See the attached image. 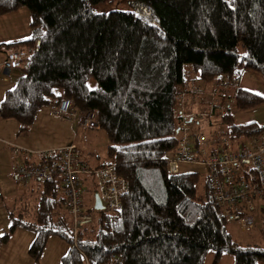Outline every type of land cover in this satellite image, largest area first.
I'll list each match as a JSON object with an SVG mask.
<instances>
[{"label": "trees", "instance_id": "trees-1", "mask_svg": "<svg viewBox=\"0 0 264 264\" xmlns=\"http://www.w3.org/2000/svg\"><path fill=\"white\" fill-rule=\"evenodd\" d=\"M99 1L0 0V13L26 6L31 14L30 36L8 49L25 48L30 63L18 68L21 75L0 101V117H15L19 130H27L40 106L69 97L79 111H93L107 132V158L99 165L113 163L128 190L113 211L84 201L94 219L73 241L60 176L39 179L32 218L31 210H11L0 244L22 226L35 231L28 248L35 261L54 233L69 244L60 264H106L112 256L122 264H204L209 249L212 264L224 252L233 254V264H258L264 221L243 229L252 242L241 244L221 211L211 169L202 178L197 171L171 172L168 153L183 138L181 96L200 92L197 79L218 84L238 64L264 75V0H136L150 16L93 10L91 3ZM239 43L245 51H238ZM185 63L197 75L189 76ZM90 77L96 86L88 85ZM235 100L248 107L264 95L238 86ZM221 116L230 119L225 111ZM263 128L252 121L220 131L237 140ZM190 140L197 151V134ZM84 181L93 200L97 189Z\"/></svg>", "mask_w": 264, "mask_h": 264}, {"label": "built area", "instance_id": "built-area-1", "mask_svg": "<svg viewBox=\"0 0 264 264\" xmlns=\"http://www.w3.org/2000/svg\"><path fill=\"white\" fill-rule=\"evenodd\" d=\"M30 63L28 51L13 48L3 59L5 68L13 69ZM53 112L69 117L78 124L97 128L99 123L91 110L79 111L71 99L63 96L54 105ZM75 117V118H74ZM198 150L193 151L189 138H182L168 159L171 172L178 171L180 160L206 162L213 175L216 197L222 213L229 221L245 229L264 221V137L252 135L232 140L220 130L200 131L197 134ZM12 170L18 183L27 184L31 179L61 178L68 200V215L73 241L79 230L94 219V212L85 206L83 192L87 181L99 192L105 208L116 210L123 194L128 190L124 177L117 173L113 163L91 166L82 157L76 142L42 148H29L16 143ZM122 259L112 256L106 264H122Z\"/></svg>", "mask_w": 264, "mask_h": 264}, {"label": "rangeland", "instance_id": "rangeland-1", "mask_svg": "<svg viewBox=\"0 0 264 264\" xmlns=\"http://www.w3.org/2000/svg\"><path fill=\"white\" fill-rule=\"evenodd\" d=\"M20 7H22V10H19L15 14L0 13V40L1 38H8L12 35L18 34L23 28L27 29V24H29L30 27V11L26 6ZM91 7L95 11H108L111 9L142 10V12L146 13L147 15H151L150 10L142 4H138L136 0H103L91 3ZM0 45L5 46L4 48H9L5 43ZM237 48L239 52L245 51V47L241 43L238 44ZM184 67L189 76L197 75L193 70L192 63H185ZM222 78L223 80L225 79V81L219 82L218 84L214 81H203L199 79L196 80L200 85L201 90L195 98H193V96L188 98L191 101L189 108H193L194 112L193 114H189L188 119L193 115L194 118L192 121L183 122L181 129V136H183V138L187 137L191 139L200 131L208 132L210 130H226L230 123H247L255 121L260 125H264V101L252 106L241 107L237 105L235 100V92L238 86L264 95L263 73L258 69L252 67H243L238 64L231 78H229L227 75H222ZM190 82H192V79L189 80V83ZM96 84L97 82L93 77L88 79V85L90 87H94ZM51 104L52 103H46L42 106L49 107V109H51ZM223 111L229 114V120H222L221 114ZM42 128L43 127H37L34 132H32V135L38 131L43 132V130H39ZM52 133H54V131H49L48 135H40L41 138L38 139V141L40 140V142H42L43 147L58 145L55 141L57 139L60 140V142L64 141L65 138L63 136L52 135ZM259 135L264 137V128L259 133ZM251 136L244 137V139L249 142ZM69 141H76L83 152V156L86 159L88 158L87 160H90V162H99L107 158V146L109 144V138L107 132L101 127L92 128L77 124V128L73 129V132L67 139V142ZM171 152L172 150L168 153V156L171 155ZM178 169L181 172L197 171L201 178L209 173L208 164L206 162L195 160H180L178 162ZM201 184L202 181L200 183V187ZM37 197L38 190H31V198H29V202L25 206L27 207L28 212L31 210V218ZM83 200L86 201L87 206H91L90 204L93 205L92 194L90 191L85 190L83 194ZM15 210L16 214L22 212L17 210V207ZM229 228L234 237L238 239L241 244L252 242L248 241L250 233L243 231L240 228L238 229L234 223H229ZM27 232L31 233L30 241L32 242L33 238L35 237V231L32 228L25 229V233ZM18 235L19 236L14 238V241L9 242L8 244L1 243L2 245H6L7 248L0 250V258L3 257L2 253H7L8 251L10 252L14 250L15 255L11 257L12 260H15L16 258L17 260L21 261L25 259L26 256L29 259V262L26 264H60L61 256L67 251L69 246L66 239L58 236L57 234L51 233L39 259L35 261L28 251L30 245L26 246L25 243L23 244L27 234ZM213 257L214 251L209 249L204 264H212ZM233 261V254L227 252H224L223 256L219 258V264H233Z\"/></svg>", "mask_w": 264, "mask_h": 264}, {"label": "crops", "instance_id": "crops-1", "mask_svg": "<svg viewBox=\"0 0 264 264\" xmlns=\"http://www.w3.org/2000/svg\"><path fill=\"white\" fill-rule=\"evenodd\" d=\"M21 8L22 7L19 6L18 8H15L13 10L4 13L15 14L19 10H22ZM30 34H31V29L29 27V24H27V29L23 28L18 34L12 35L11 37L8 38L6 37L1 38L0 44L5 43L10 48L12 47L11 43H15L22 39L28 38ZM4 47L5 46L0 45V101L4 97L6 91L15 84L18 77L21 75L20 69L17 68L9 69L4 67L3 59L5 58L7 50L9 49L7 47L6 48ZM191 96L195 98L197 95H192V93H185L183 96H181V109H178L179 110L178 113L179 112L181 113L182 117L184 118V121H192L194 118L193 115L188 119L189 114L194 113L193 108H189L191 101L188 98H190ZM51 105H52L51 109H49V107L40 106L35 112V116L30 127L27 130H23V131L19 130V122L15 117H0V233L6 230L11 223V217H10L11 210L15 213L16 211L15 208L17 207V210L23 211L25 214L27 213V208L25 206L26 204H28L29 198H31V190L36 189L35 186L39 183V179L33 178L30 180L27 186L24 185L21 186V184L15 180V175L12 170L13 157H14V150L12 148V144L16 143L29 148L43 147L42 142H40V140L38 141V139L41 138L40 135L42 134L48 135L49 131L51 132L54 131L52 135L63 136L65 138L64 141L62 142H60V140L58 139L55 140L58 145H62L68 143L67 139L69 138L70 134L73 132V129L77 128L78 123L76 122V120L55 114L53 112V107L55 103H52ZM37 127H43L42 129H39V130H43V132L38 131L37 133L35 132L32 135V132H34V130ZM82 157L84 161L91 166L92 165L96 166L104 162V160H101L99 162H90V160H87L88 158L86 159L83 156V152H82ZM88 184L92 186V183H88ZM93 204H94V198H93ZM229 223H234V222L229 221ZM234 224L238 229L240 228L238 227V224L236 223ZM25 229L26 228L22 226H17L11 232L6 242L2 244H8L9 242L14 241V238L16 236H19L18 234L20 235L27 234V236L25 237V241H23V244L25 243L26 246L30 245L31 233L28 232L25 233ZM2 244H0L1 246L0 250L6 249L7 246ZM14 255H15L14 250L10 252L8 251L7 253H2V256L4 258L3 257L0 258V264H26L29 262V259L26 256L25 259L21 261L17 260L16 258L15 260H12L11 257ZM217 264H219V262ZM258 264H264V260L259 261Z\"/></svg>", "mask_w": 264, "mask_h": 264}, {"label": "water", "instance_id": "water-1", "mask_svg": "<svg viewBox=\"0 0 264 264\" xmlns=\"http://www.w3.org/2000/svg\"><path fill=\"white\" fill-rule=\"evenodd\" d=\"M190 120H191V118H190ZM94 207L96 209L104 208V205H103L102 200L100 198L99 192L97 190L94 192Z\"/></svg>", "mask_w": 264, "mask_h": 264}]
</instances>
